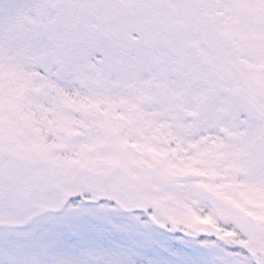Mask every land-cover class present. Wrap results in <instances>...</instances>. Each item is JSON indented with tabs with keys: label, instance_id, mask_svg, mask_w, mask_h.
Wrapping results in <instances>:
<instances>
[{
	"label": "snow or ice",
	"instance_id": "snow-or-ice-1",
	"mask_svg": "<svg viewBox=\"0 0 264 264\" xmlns=\"http://www.w3.org/2000/svg\"><path fill=\"white\" fill-rule=\"evenodd\" d=\"M0 264H264V0H0Z\"/></svg>",
	"mask_w": 264,
	"mask_h": 264
}]
</instances>
